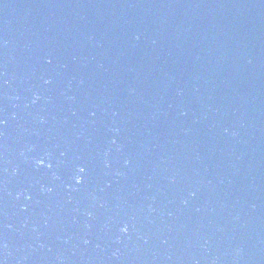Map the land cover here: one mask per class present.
<instances>
[{"label":"water","instance_id":"water-1","mask_svg":"<svg viewBox=\"0 0 264 264\" xmlns=\"http://www.w3.org/2000/svg\"><path fill=\"white\" fill-rule=\"evenodd\" d=\"M0 264H264V0H0Z\"/></svg>","mask_w":264,"mask_h":264},{"label":"clouds","instance_id":"clouds-1","mask_svg":"<svg viewBox=\"0 0 264 264\" xmlns=\"http://www.w3.org/2000/svg\"><path fill=\"white\" fill-rule=\"evenodd\" d=\"M123 230L126 231L127 230L126 227Z\"/></svg>","mask_w":264,"mask_h":264},{"label":"snow or ice","instance_id":"snow-or-ice-1","mask_svg":"<svg viewBox=\"0 0 264 264\" xmlns=\"http://www.w3.org/2000/svg\"><path fill=\"white\" fill-rule=\"evenodd\" d=\"M41 163H43V161H41ZM81 171H83V169H81Z\"/></svg>","mask_w":264,"mask_h":264}]
</instances>
